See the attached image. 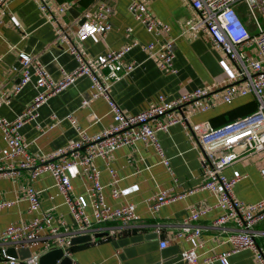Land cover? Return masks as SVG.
<instances>
[{
	"label": "crops",
	"instance_id": "obj_1",
	"mask_svg": "<svg viewBox=\"0 0 264 264\" xmlns=\"http://www.w3.org/2000/svg\"><path fill=\"white\" fill-rule=\"evenodd\" d=\"M132 1L51 0L48 13L40 8L39 0H9L1 5L0 100L4 93H13L20 83L23 75L20 53L29 54L44 65L57 81L74 72L78 68V59L66 51L65 43L57 41V28H65L70 36L66 43H72L80 26L79 20L90 16L99 3L109 6L113 10L111 29L89 37L82 45L89 58L112 49L120 51L130 47L120 60L125 65L135 64L134 69L119 80H110L108 89L110 98L124 113L144 110L161 94L171 99L201 87H211L212 94L185 104L179 110L186 124H175L168 131L157 132L164 156L153 144L138 140L118 148L107 158L94 160L104 185L107 205L115 208L135 203L136 216L129 221H111L103 226L104 231L100 227L90 234L94 239L95 233H109L106 239L77 245H71L70 239L65 248L78 264H188L181 253L190 249L198 254L197 264H222L212 258L230 250L227 239L234 225H213L222 210L217 206L215 191L203 185V165L194 129L203 122L221 127L251 115L258 109L259 99L249 93L236 97L231 103L222 101V90L236 82L239 65L210 41L207 32L188 29L189 22L196 20L198 13L187 0H141L157 20L171 27L169 32L161 35L150 32L133 16L129 10ZM64 5L67 10L59 13L58 9ZM240 16L251 32L257 31L247 10L240 12ZM260 19L264 24V18ZM168 39L174 42L176 72L161 68L160 53L153 55L144 47L153 42L162 44ZM248 55L253 59L260 57L256 47L248 49ZM104 73H107L106 69ZM92 85L89 75L75 76L40 105L38 116L29 119L20 130L30 152L37 156L56 153L79 140L82 134L94 136L114 125L108 99L103 95L95 96ZM36 94L34 82L25 85L0 104V116L16 119L32 105ZM209 101L210 108L202 110ZM5 146V135L0 129V149ZM163 159H168V166ZM110 168L116 172L117 182H113ZM263 168L264 149L224 170L229 177L236 170L243 175L234 185L240 200L256 203L264 198ZM69 175L74 195H87L90 181L82 166L71 168ZM31 186L40 191L38 211H30L27 189ZM114 188L122 190L123 194L114 198ZM170 189H174L172 192L177 197L152 213L148 199ZM0 201L7 203L6 207L0 208V231L43 214L51 215L54 225L74 222L64 195L50 172L37 177L33 176L31 169L0 174ZM192 208L207 209V212L198 220L190 221ZM88 213H92L91 208ZM187 225L193 229L199 227L200 235L189 239L185 235L177 237ZM255 233L264 251V219L255 225ZM50 238L51 234L45 230L34 240L20 241L15 246L29 247L32 255H37L45 250ZM163 241L167 242L166 247L161 246ZM229 259L230 264H255L256 256L252 249H245L233 253ZM0 264L9 263L0 258Z\"/></svg>",
	"mask_w": 264,
	"mask_h": 264
},
{
	"label": "built area",
	"instance_id": "obj_2",
	"mask_svg": "<svg viewBox=\"0 0 264 264\" xmlns=\"http://www.w3.org/2000/svg\"><path fill=\"white\" fill-rule=\"evenodd\" d=\"M9 0H0V6ZM197 11L198 18L189 22L188 29L195 32L203 30L208 33L210 41L239 65V71L235 75L236 82L225 86L221 99L231 103L236 97L254 93L259 99L258 109L246 117L227 123L221 127H214L209 122H203L195 126L204 175V186L212 189L217 194V206L222 214L213 221V225H226L232 223L233 229L229 230L227 241L231 244L230 250L215 255L212 260H219L222 264H230V256L238 251L252 249L255 252V264H264V251L259 246L255 233V225L264 219V198L256 203H246L240 200L234 191V185L243 178L236 170L232 177L227 176L224 170L238 160L264 149V24L255 9L262 11L264 16V0H187ZM40 8L44 12L50 11L51 0H39ZM245 3L252 21L257 27L256 32H251L244 19L237 11L238 5ZM67 10V6L58 9L59 13ZM133 16L142 23L150 32L160 34L169 32L171 27L157 20L149 11L147 5L141 0H133L129 5ZM113 10L104 3H99L90 16L81 24L76 33V39L72 43H66L70 38L68 31L59 26L57 28V41L66 44V51L73 53L78 59V68L57 81L49 73L47 68L26 53H20L23 75L21 82L14 88L17 93L25 85L34 82L37 94L30 107L18 115L16 119L9 120L0 116V129L5 135L6 146L0 149V174L17 173L23 169H31L34 177L45 172H50L55 178L56 184L64 195L73 216L74 222L68 224L65 221L60 225L52 223L49 214L34 217L32 220L12 225L0 231V258L9 264H39L41 253L54 248H62L67 255L70 252L65 245L74 236L94 234L96 228H100L111 221H129L136 216L135 203H126L112 208L106 203L104 185L101 182L100 172L95 166L96 158H107L118 148L131 145L138 140L147 144H153L157 152L164 156L162 147L157 139L158 131H168L175 124H186L185 119L179 114V110L189 103H193L203 97H210L211 87L196 88L192 91L168 99L161 94L155 103L144 110L126 114L109 96L110 80H119L130 73L135 64H124L120 59L124 51L110 50L96 58L86 56L82 43L95 34H104L111 27L110 18ZM132 31V29H129ZM172 40L162 44L155 42L145 45V50L152 53H160V66L165 70L176 72L174 65V45ZM256 47L260 57L253 59L248 55V49ZM104 69L107 73H104ZM89 75L93 81L95 96L103 95L108 99L111 111L114 115V125L94 136L82 134L80 139L71 143L56 153L37 156L29 151L28 144L21 134L22 126L29 120L38 116L39 107L46 102L55 92L60 91L78 75ZM34 80V81H33ZM13 93H4L0 104ZM211 106L204 105L202 110ZM169 165L168 159L162 160ZM82 166L83 173L90 181L87 195H74L73 183L69 170ZM113 182H117V174L110 168ZM172 173V172H171ZM264 177V168L261 170ZM172 190H163L148 199L149 210L156 213L177 195ZM123 191L114 188L113 197L118 198ZM27 197L30 201V211H38L41 206L40 191L34 187L27 189ZM7 206L0 201V208ZM88 208L92 213H88ZM207 209L192 208L190 221L198 220ZM102 229L100 231H102ZM51 234L45 250L30 258L21 260L8 252V249L20 241H32L43 231ZM104 231V229H103ZM201 229H193L185 226L177 237L185 235L187 239L200 235ZM109 236V235H108ZM94 238L98 241L106 239ZM162 247L167 246L163 241ZM182 259L188 264H197L198 254L194 249L181 253ZM73 264H78L73 262Z\"/></svg>",
	"mask_w": 264,
	"mask_h": 264
},
{
	"label": "water",
	"instance_id": "obj_3",
	"mask_svg": "<svg viewBox=\"0 0 264 264\" xmlns=\"http://www.w3.org/2000/svg\"><path fill=\"white\" fill-rule=\"evenodd\" d=\"M72 12L73 9H70ZM86 20V17H82L79 20V24H83V22ZM20 78V82H21ZM109 233H95L94 237L95 238H102L105 236H108ZM94 239L90 234H85V235H79V236H74L71 238V245H77L81 243H88V242H93ZM8 252L17 257L20 258L21 260L27 259L32 257V253L29 247H20L17 248L16 246H12L8 249ZM74 260L71 256L67 255L65 251L62 248H54L51 249L50 251L43 252L41 253L39 257V264H73Z\"/></svg>",
	"mask_w": 264,
	"mask_h": 264
},
{
	"label": "rangeland",
	"instance_id": "obj_4",
	"mask_svg": "<svg viewBox=\"0 0 264 264\" xmlns=\"http://www.w3.org/2000/svg\"><path fill=\"white\" fill-rule=\"evenodd\" d=\"M246 10L249 12V15H250V11L248 10L247 5L245 3H241L237 7V11L239 14H240V12L244 13ZM254 11H255V14L258 15L260 18H262V19L264 18L262 16V11L260 9L256 8Z\"/></svg>",
	"mask_w": 264,
	"mask_h": 264
}]
</instances>
